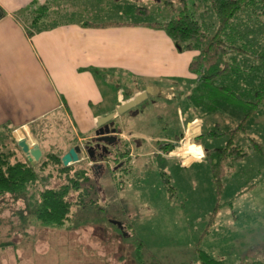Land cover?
<instances>
[{
  "label": "rangeland",
  "instance_id": "obj_1",
  "mask_svg": "<svg viewBox=\"0 0 264 264\" xmlns=\"http://www.w3.org/2000/svg\"><path fill=\"white\" fill-rule=\"evenodd\" d=\"M193 2L186 0L188 9L198 18L216 21L209 1L197 6ZM181 3V0H173L171 10L165 0H50L48 6L52 8L51 19L149 21L178 14ZM136 7L145 14L137 13ZM250 27L253 32L248 37L264 46V25L257 23ZM257 45L253 50L263 48ZM252 57L251 53L245 59L259 63ZM110 69L111 73L107 74L112 79H126L135 86L128 87L127 92H137L134 75L129 70ZM195 86V83L184 85L182 91L176 89L170 93L171 101L163 99L171 105L166 106V110L160 109L165 115L162 119L152 103L163 97L151 94L143 99L147 101L144 110L139 102L110 119L130 132L150 135L152 144L147 143L145 150L155 149L154 139L158 135L177 132L179 128L183 135L170 157L141 158L138 162L134 157L127 170L101 172L94 193L85 198L86 207L74 201L77 191L72 190L71 216L63 225L39 222L26 206L28 198L36 197L47 182L46 177L53 186L66 182L59 164L49 163L46 169L40 170L44 183L38 182L27 189L24 198L14 199L9 195L0 198V264H199L195 247L222 258L226 264H249L253 260L264 264V102L245 122V131L234 136L233 142L243 146L247 153L232 163L218 183L212 177L205 156L197 160V157L185 156L186 162L192 159L195 162L184 165L178 152L199 145L206 154L200 139L207 147L225 145L229 133L211 136L207 131L215 126L219 130L233 127L240 120L243 108L241 103L226 98L213 109L204 111L215 105L218 94L208 92L204 95L205 102L197 104ZM194 115H200L202 122L192 123ZM187 121H190L189 128ZM56 124L54 130L47 129L40 136L49 137L45 144L49 152L60 154L63 138L58 137V133L62 131V135L68 136L71 129L67 119ZM9 131L0 127V150L12 151L13 158L24 159ZM128 136V139L133 137ZM252 137L261 143L262 151L253 146ZM132 148H135L134 143ZM48 151L39 157L35 166L47 157ZM85 163L80 165H88ZM109 164L112 169L116 166L112 161ZM162 169L165 174L161 173ZM90 199L95 201L88 203ZM215 206L219 209L215 221L203 235Z\"/></svg>",
  "mask_w": 264,
  "mask_h": 264
},
{
  "label": "crops",
  "instance_id": "obj_2",
  "mask_svg": "<svg viewBox=\"0 0 264 264\" xmlns=\"http://www.w3.org/2000/svg\"><path fill=\"white\" fill-rule=\"evenodd\" d=\"M49 1L0 0V127L10 130L14 139L37 141L41 155L48 151L45 144L49 137L42 139L40 135L47 129L54 130L56 121L67 119L72 132L68 136L62 135V131L58 133L63 138L61 153H64L70 146L93 138L99 116L114 111L115 105L132 98L146 86L148 94L163 97L152 103L162 119L165 115L160 109L166 110L171 105L163 99L171 101L170 93L174 90L196 85V73L190 63L198 49L179 50L164 30L151 26H99L86 25L84 22L90 20L85 19H51L50 6L38 21L29 18ZM112 67L129 70L134 75L137 92H127L128 87L135 86L126 79H112L107 74ZM146 106L147 103L142 110ZM199 116L194 115L191 122H202ZM109 124L120 129L122 139L130 140L126 138L128 134L133 136L135 148L131 153L137 157L136 162L154 158L156 147L145 150L147 143L152 144L150 135L130 132L112 121ZM189 125L187 121L188 128ZM180 131L181 128L158 135L155 143L175 141L174 134ZM200 141L206 151L214 147ZM178 153L184 165L195 162V159L186 162L185 156H201L187 150ZM198 153H203L201 147ZM171 154L169 151L163 156L167 158ZM80 155L84 156L85 152ZM85 160L89 163L90 159Z\"/></svg>",
  "mask_w": 264,
  "mask_h": 264
},
{
  "label": "trees",
  "instance_id": "obj_3",
  "mask_svg": "<svg viewBox=\"0 0 264 264\" xmlns=\"http://www.w3.org/2000/svg\"><path fill=\"white\" fill-rule=\"evenodd\" d=\"M203 1H209L210 9L215 13L216 21L198 18L194 11L188 9L186 0H181L179 13L164 19L149 21L109 20L97 23L85 21L84 24L99 26L141 24L151 26L164 30L179 50H199L197 56L190 63L192 71L196 73L195 92H197V97L195 102L197 104L205 102L204 95L209 92V94L218 95L215 96V105L204 111L213 109L226 98L241 103L243 108L241 118L235 126L224 130H219V127L215 126L207 131V134L211 136L229 133L225 145L214 146L208 149L205 154L210 164L213 179L220 183L221 176L232 163L247 153L243 146L233 142L234 136L239 131H245V122L255 115L259 106L264 102V68H262L264 66V46L248 37L253 32L250 26L257 23L264 25V0H194L193 4L197 6ZM165 2L170 5L169 10L174 8L173 0H165ZM48 8V4L43 3L33 13L32 20L41 19L47 14ZM135 11L142 13L138 11V7L135 8ZM262 35L264 36V33ZM256 44H258L256 47L263 48L259 51L253 50ZM251 53L252 58H256L259 63L245 59ZM257 66H261V69ZM182 135L183 132L180 131L174 134L175 141H156L157 150L153 153L155 154L154 158L165 159L163 154L177 147ZM115 136L116 139L107 146L103 156L97 155L91 158L93 160L100 158L110 160L116 165L114 169L110 167L107 161L85 163L84 160H81L63 165L61 162L63 153L58 154L54 151L48 152L47 157L35 166L26 157L24 159L13 158L14 152L0 150V198L7 195L14 199L24 198L23 193L27 189L38 182H43L45 177L40 175V170L46 169L49 163L59 164V171L67 177L66 182L53 186L48 184L50 178L46 177L47 182L38 190L36 197L28 198L29 203H26V206L39 222L54 226L63 225L71 216L73 201L70 194L72 190L77 191V198L74 201L86 207L85 198L94 193L101 172L109 170L115 173L119 169L127 170V167L133 162L135 156L131 150L134 139L125 140L118 135ZM250 139L253 141V146L261 150V143L253 137ZM81 163L88 165H80ZM161 173L165 174V171L162 169ZM94 201V199H90L88 203ZM218 210V206H215L209 214L208 222L202 231L203 235L208 233ZM107 218L110 217L107 216ZM122 230H125V226ZM194 254L197 256L199 264H226L222 258L214 257L200 247L194 248ZM173 264L190 263L176 262ZM249 264L263 263L259 260H253Z\"/></svg>",
  "mask_w": 264,
  "mask_h": 264
},
{
  "label": "water",
  "instance_id": "obj_4",
  "mask_svg": "<svg viewBox=\"0 0 264 264\" xmlns=\"http://www.w3.org/2000/svg\"><path fill=\"white\" fill-rule=\"evenodd\" d=\"M149 92L148 86H146L143 90H141L139 93H136L132 98L120 103L117 106V109L114 111H111L107 114H104L102 116H99L97 118V128L95 130V136L89 140H87L84 145H81L79 143H76L72 146H70L67 151H65L61 155V162L63 165H68L72 162L79 161V154L82 151V149H85L88 157L93 158L97 156L95 153L97 145L102 142L103 148L107 150V146L116 139V134L114 133L116 131L115 127H111L109 122L110 119L115 115V113H122L126 109L132 107L136 103L140 102L142 99H144ZM147 103V101H144L142 103V106H144ZM96 142V143H94ZM17 145L20 147L22 152L25 154L27 160L34 165L35 162L39 159L41 156V148L37 141H29L24 137L16 139ZM97 144V145H96ZM113 222H118L116 220H113ZM120 224V222H118Z\"/></svg>",
  "mask_w": 264,
  "mask_h": 264
},
{
  "label": "flooded vegetation",
  "instance_id": "obj_5",
  "mask_svg": "<svg viewBox=\"0 0 264 264\" xmlns=\"http://www.w3.org/2000/svg\"><path fill=\"white\" fill-rule=\"evenodd\" d=\"M140 103H141V101H140ZM115 127V126H114ZM116 128V130L117 131H115L114 133L116 134V135H118L119 137H121L122 138V135H121V131H120V129L118 128V127H115ZM124 137V136H123ZM129 137V136H128ZM128 137H126V138H128ZM87 141V140H86ZM85 143V142H84ZM84 143H79V144H81V145H84ZM94 143H96V142H94ZM98 143H100L99 145H97V147H96V150H95V153L98 155V156H103L105 153H106V149L105 148H103V144H102V142H98ZM82 152H85V155L84 156H81L80 154L82 153ZM80 154H79V156H81V157H84V158H88V159H90L89 161H90V163H92V162H97V163H100V162H103V161H107V162H111L110 160H105V159H102V158H100V159H97V160H92L91 158H89L88 157V154H87V152H86V150L85 149H82V151L80 152ZM84 158L83 159H80L79 158V161H81V160H84Z\"/></svg>",
  "mask_w": 264,
  "mask_h": 264
},
{
  "label": "bare ground",
  "instance_id": "obj_6",
  "mask_svg": "<svg viewBox=\"0 0 264 264\" xmlns=\"http://www.w3.org/2000/svg\"><path fill=\"white\" fill-rule=\"evenodd\" d=\"M191 146V145H189ZM187 151H192L194 154H197V155H202L203 153H198V150H200V146L199 145H195V146H192L188 149H186Z\"/></svg>",
  "mask_w": 264,
  "mask_h": 264
},
{
  "label": "built area",
  "instance_id": "obj_7",
  "mask_svg": "<svg viewBox=\"0 0 264 264\" xmlns=\"http://www.w3.org/2000/svg\"><path fill=\"white\" fill-rule=\"evenodd\" d=\"M204 156H205V154H202L200 157L195 158V159H200V158H202V157H204ZM79 158H80V159H83L84 157L79 156ZM89 163H90V161H89Z\"/></svg>",
  "mask_w": 264,
  "mask_h": 264
}]
</instances>
